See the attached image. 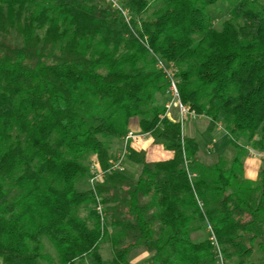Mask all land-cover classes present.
I'll list each match as a JSON object with an SVG mask.
<instances>
[{
	"label": "trees",
	"instance_id": "obj_1",
	"mask_svg": "<svg viewBox=\"0 0 264 264\" xmlns=\"http://www.w3.org/2000/svg\"><path fill=\"white\" fill-rule=\"evenodd\" d=\"M119 3L127 18L109 0H0V264H219L208 227L225 264H264V165L244 175L249 152L264 163V0ZM156 57L207 129L222 125L230 158H196L159 103ZM133 118L172 154L128 148L135 179L106 171V138ZM92 163L104 176L78 190Z\"/></svg>",
	"mask_w": 264,
	"mask_h": 264
},
{
	"label": "rangeland",
	"instance_id": "obj_2",
	"mask_svg": "<svg viewBox=\"0 0 264 264\" xmlns=\"http://www.w3.org/2000/svg\"><path fill=\"white\" fill-rule=\"evenodd\" d=\"M207 11L215 17L214 23L217 26H219V23L221 22V20L226 16L225 12L223 11V5H220V4L218 5L217 3L208 6ZM166 100H168L167 96H166V98L161 99L159 101V103H163ZM171 109L172 108H170V110ZM173 109L175 110V115H174V118H175V116H177V112H176L175 108H173ZM206 118L207 117L204 115H196V116H192V117H190L188 115L184 116L182 131L185 134H187L188 129H190L192 131L193 136L195 137V139L198 143V155H201L200 156L201 158L200 157L198 158V156L196 158H198V160H200L206 164H212V163L216 162L220 156L227 158V159L230 158L231 155L233 154V148L231 147V145L229 143V136L226 133H224L225 131H220V130L215 129V128L212 131L207 130L206 129V120L207 119ZM137 122H138L137 118H133L130 122V129H134L135 125L137 126V124H138ZM106 140L111 143V151H113V149L118 146L117 145L118 138L107 137ZM159 145H161V144H159ZM209 145H211V148H208ZM120 146L118 148L117 153H119L122 150V145H120ZM162 150L165 153L167 152L166 149H162ZM117 153H115V155ZM164 154L153 156V154L149 153L148 159L149 158L150 159H161V158H163ZM248 155L252 156L255 161L258 160V158L260 157L259 154H254L252 152H249ZM245 159H246V157H245ZM244 162H245V160H244ZM123 163H124V168L122 171L126 175H128L129 177L135 179L140 172V166L131 164L130 162H128L126 160V158L123 159ZM262 165H264V163H261L260 166H262ZM244 175H245V171H244ZM87 186H88V181H87V178H85V177L81 178L76 184V187L78 190L85 189ZM204 234H207V232L204 231ZM43 244H44L45 252H47L53 260H56L57 259V252L55 251L53 246L49 243V241L47 240L46 237H43ZM101 254L103 257L110 256V247L108 244L102 243ZM146 255L147 254L143 251H137V252L130 255L129 261L131 263H135V262L139 261L140 259L144 258ZM255 255H258V253Z\"/></svg>",
	"mask_w": 264,
	"mask_h": 264
},
{
	"label": "built area",
	"instance_id": "obj_3",
	"mask_svg": "<svg viewBox=\"0 0 264 264\" xmlns=\"http://www.w3.org/2000/svg\"><path fill=\"white\" fill-rule=\"evenodd\" d=\"M111 4L118 8L121 13L127 18V12L120 6L119 0H109ZM155 66L162 71L164 74L165 80L167 82V88L165 91V95L168 97L166 100L164 107H165V114L168 115L170 108H175L177 112V119L181 125L183 126L184 116L188 115L190 117L196 116L197 114L190 110L185 104H183L179 97V91L177 88V80L175 78V67L172 63L165 62L164 60L156 57ZM135 135L132 131H128L122 137V150L117 153L113 159L110 161V165L106 171H122L124 167L123 159L126 158L128 152V143L131 138ZM261 156V155H260ZM105 170H100L95 163L90 164L89 166V176L87 178L88 185L93 189L94 185L101 181L102 177L104 176ZM96 211L101 215L102 213V206L99 202V197H97V203L95 205ZM209 231V239L216 247V254L217 260L219 264H225L224 259L219 252V248L217 246L216 240L214 235L211 233L210 228H207Z\"/></svg>",
	"mask_w": 264,
	"mask_h": 264
},
{
	"label": "crops",
	"instance_id": "obj_4",
	"mask_svg": "<svg viewBox=\"0 0 264 264\" xmlns=\"http://www.w3.org/2000/svg\"><path fill=\"white\" fill-rule=\"evenodd\" d=\"M163 98H166V96H164ZM165 102L166 101H164L163 104H165ZM174 115H175V110L172 108L169 111L168 116L174 117ZM206 119H207L206 120V129H207V125H208L209 119L208 118H206ZM215 129H218L220 131H224L220 124H218L215 127ZM130 131H132L135 136L129 140L128 148H133L135 150H143L145 152V156H146L147 160H162V159H168V158L171 157L172 154H171L170 151L167 150V152L165 153L162 150L164 148L161 145H159L157 143H154L153 139L150 136H148L147 134L140 133L138 124H137V126L135 125L134 129H130ZM224 133H226V132H224ZM186 135L194 137L193 133H192V131L190 129H188ZM117 145L118 146L113 149V153H114L113 156H115V153H117L119 146L122 145V138H118ZM208 148H211V145H209ZM149 153L153 154V156L154 155L164 154V153L165 154L163 155V158H161V159H150V158L148 159V154ZM197 156H198V158L201 156V155H198V151H197L196 157ZM127 161L130 162L129 160H127ZM130 163L134 164V165H137V164L132 163V162H130ZM261 163H262V156H260L258 158V160L255 161L252 156L248 155L246 157V159H245V162H244V171H245L246 177L251 178V179H255L256 176H257L258 169L261 167L260 166Z\"/></svg>",
	"mask_w": 264,
	"mask_h": 264
}]
</instances>
